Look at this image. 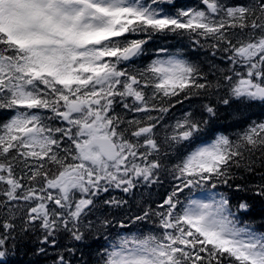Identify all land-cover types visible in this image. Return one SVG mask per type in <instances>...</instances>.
Instances as JSON below:
<instances>
[{
    "label": "snow or ice",
    "instance_id": "6c2138e0",
    "mask_svg": "<svg viewBox=\"0 0 264 264\" xmlns=\"http://www.w3.org/2000/svg\"><path fill=\"white\" fill-rule=\"evenodd\" d=\"M169 35L210 49L208 69L163 47L131 67ZM220 105L237 131L217 127ZM254 107L264 0H0V264L29 244L24 264H264V119L244 117ZM166 180L154 206L91 218L128 205L105 194L134 199Z\"/></svg>",
    "mask_w": 264,
    "mask_h": 264
},
{
    "label": "trees",
    "instance_id": "16d2710c",
    "mask_svg": "<svg viewBox=\"0 0 264 264\" xmlns=\"http://www.w3.org/2000/svg\"><path fill=\"white\" fill-rule=\"evenodd\" d=\"M176 4L180 7H186L194 5L198 2V0H175ZM167 48L169 51L181 50L186 53L189 59L195 62H203V67L205 70L208 69V62L213 58L210 56V49L207 47L201 48L194 43V38H189L187 35L178 37L169 35L167 37H157L149 42L146 47L145 54L136 60V63L132 65L133 68L143 67L146 64L151 62V59L155 58L157 49L159 48ZM219 63L217 59L215 61ZM198 102H193L190 106L187 102L181 106L177 105L173 110L175 117H179L183 111L189 110V108H195ZM264 109L259 107H254L245 111L244 117H250L251 119H264ZM244 117H240L243 119ZM167 119V117H166ZM235 119L232 115V109H229L225 105H220V119L217 127L221 130L227 128V132L225 134H230L238 130L237 127H231L235 124ZM171 122V121H170ZM170 190L169 182L166 180L163 186H154L150 189H144L137 193L136 197L130 198L125 194L119 191H112L109 194H105L104 198H108V196H116L118 198H123L128 200V205L124 209H113L107 208L105 206H101L99 211L92 216V219H96L97 216L108 215L111 217L112 215H122L125 211L130 209L132 212L138 211V205L144 204L146 206L147 203H152L153 206L156 202H159ZM187 194V193H186ZM197 195H204L208 197L209 193L206 190H194L191 193V198L193 199ZM85 244L90 245L89 247L80 246L81 250L84 253V256L89 261L95 259V251L99 247V245L93 240L89 239L85 242ZM32 245L29 244L27 248H22L19 255L15 258V264H24L26 260L33 259L32 254L28 251ZM27 252V255L24 253ZM50 255H54V253H50ZM46 264H50V259L46 262Z\"/></svg>",
    "mask_w": 264,
    "mask_h": 264
},
{
    "label": "rangeland",
    "instance_id": "374dc122",
    "mask_svg": "<svg viewBox=\"0 0 264 264\" xmlns=\"http://www.w3.org/2000/svg\"><path fill=\"white\" fill-rule=\"evenodd\" d=\"M208 197L203 196V195H197L195 198L193 199H198V200H206Z\"/></svg>",
    "mask_w": 264,
    "mask_h": 264
}]
</instances>
